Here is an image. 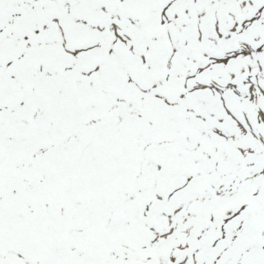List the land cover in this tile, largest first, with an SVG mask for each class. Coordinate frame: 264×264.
I'll list each match as a JSON object with an SVG mask.
<instances>
[{
	"label": "snow or ice",
	"instance_id": "6c2138e0",
	"mask_svg": "<svg viewBox=\"0 0 264 264\" xmlns=\"http://www.w3.org/2000/svg\"><path fill=\"white\" fill-rule=\"evenodd\" d=\"M0 264H264V0H0Z\"/></svg>",
	"mask_w": 264,
	"mask_h": 264
}]
</instances>
